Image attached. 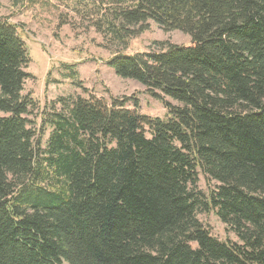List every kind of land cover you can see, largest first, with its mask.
<instances>
[{
  "label": "trees",
  "instance_id": "obj_1",
  "mask_svg": "<svg viewBox=\"0 0 264 264\" xmlns=\"http://www.w3.org/2000/svg\"><path fill=\"white\" fill-rule=\"evenodd\" d=\"M99 1L112 42L149 21L191 37L108 60L179 104L161 118L70 95L43 112L0 17V264H264V0ZM211 211L238 241L198 218Z\"/></svg>",
  "mask_w": 264,
  "mask_h": 264
},
{
  "label": "rangeland",
  "instance_id": "obj_2",
  "mask_svg": "<svg viewBox=\"0 0 264 264\" xmlns=\"http://www.w3.org/2000/svg\"><path fill=\"white\" fill-rule=\"evenodd\" d=\"M101 5L99 0H0V17L18 26L28 48L30 63L26 71L32 76L25 83V93L32 94L43 112L60 97L81 95L107 101L130 99L129 108L138 101L140 113L167 118L165 100L173 105L178 102L155 97L140 82L118 76L108 60L116 52L135 54L168 46L156 42L190 45L191 37L179 30L164 31L149 21V30L130 38L126 46L112 42L99 29L106 24ZM68 66L76 71L75 78L69 76ZM215 184L200 174V190L209 193ZM198 218L219 239L238 241L215 211L200 212Z\"/></svg>",
  "mask_w": 264,
  "mask_h": 264
}]
</instances>
